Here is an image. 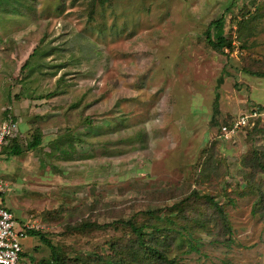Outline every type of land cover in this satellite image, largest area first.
<instances>
[{
    "label": "rangeland",
    "instance_id": "374dc122",
    "mask_svg": "<svg viewBox=\"0 0 264 264\" xmlns=\"http://www.w3.org/2000/svg\"><path fill=\"white\" fill-rule=\"evenodd\" d=\"M263 75L264 0H0V199L39 235L25 254L264 264Z\"/></svg>",
    "mask_w": 264,
    "mask_h": 264
},
{
    "label": "built area",
    "instance_id": "2783aa9c",
    "mask_svg": "<svg viewBox=\"0 0 264 264\" xmlns=\"http://www.w3.org/2000/svg\"><path fill=\"white\" fill-rule=\"evenodd\" d=\"M256 114L242 116L236 119L229 128H222V135L225 139L235 135L237 129L245 127L249 118H254ZM15 125H7L0 131V145L9 134L10 129ZM8 130V131H7ZM0 185V194L2 193ZM27 227L21 226L16 221L13 214L5 208L0 199V264H30V260L25 255L22 241L26 236Z\"/></svg>",
    "mask_w": 264,
    "mask_h": 264
},
{
    "label": "trees",
    "instance_id": "16d2710c",
    "mask_svg": "<svg viewBox=\"0 0 264 264\" xmlns=\"http://www.w3.org/2000/svg\"><path fill=\"white\" fill-rule=\"evenodd\" d=\"M224 21L223 19H218L216 21L211 22L208 25L207 30L205 31V37L207 39L208 44L210 47L216 51V52H224L225 49L231 51L230 44L227 42V40L224 37ZM32 55H30L29 59L25 62V64L21 67V71H23L27 65L28 61L31 59ZM264 77V75H263ZM15 101H19V97H15ZM10 147L7 150V154L10 156H20L22 155V150L20 147L17 145V143L13 140H11ZM40 145V138L39 137H34L32 144L30 145L29 149H36ZM262 169V168H261ZM263 170V169H262ZM26 236L27 237H37L39 236L38 233L32 230H26ZM40 240L46 244L51 251V257H52V264H65L64 261H62L59 256L57 255L54 247L50 245V243L41 238ZM28 257L26 254L24 255ZM30 260V264H33L32 259L28 257Z\"/></svg>",
    "mask_w": 264,
    "mask_h": 264
}]
</instances>
